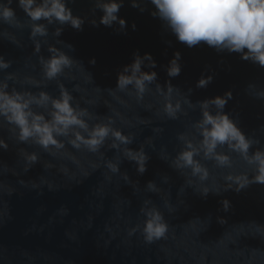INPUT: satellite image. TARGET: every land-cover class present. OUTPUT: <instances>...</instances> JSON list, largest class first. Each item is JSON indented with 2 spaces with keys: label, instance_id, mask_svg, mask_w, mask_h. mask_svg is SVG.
<instances>
[{
  "label": "water",
  "instance_id": "95a60500",
  "mask_svg": "<svg viewBox=\"0 0 264 264\" xmlns=\"http://www.w3.org/2000/svg\"><path fill=\"white\" fill-rule=\"evenodd\" d=\"M68 6L74 15L86 19L81 30L66 25L57 38L72 45L70 54L92 76L90 85L84 82L87 73H76L80 95L94 102L92 111L100 118L119 112L117 126L136 137L129 147L136 149L143 143L150 159L142 175L134 162L124 159L120 172L112 174L103 161L119 157V152L107 146L102 149V159L78 152L77 162H72L17 144L0 130L9 144L7 151L0 150V264H264V228L258 227L264 225V185L252 184L239 193L210 192L206 197L191 187L178 193L185 176L160 158L174 155L176 134L184 131L191 117L198 118L199 111L179 121L165 120L156 114L154 92L138 104L121 93L117 95L124 103L118 102L105 90L115 87L117 71L131 62L133 52L150 53L161 86L168 81L182 92L191 89L188 98L193 103L230 90L232 99L224 111L238 121L246 135L264 143V101L252 97L255 89L247 92L249 85L264 87V67L242 60L238 53H218L203 42L191 48L178 42L150 15L153 6L147 0H141L143 12L124 0L118 13L126 21L123 32L88 23L94 18L91 0H75ZM17 14L23 17L19 9ZM100 14L97 11L96 17ZM17 35L24 46L0 39V55L12 61L6 71L34 74L38 66L27 30ZM175 52L180 53L181 72L170 78L165 67ZM42 54L47 55L43 48ZM93 58L95 63L90 64ZM201 75L213 79L197 88ZM46 90L56 92L54 84ZM154 128L163 131L157 133ZM21 148L40 156L28 171L18 155ZM150 180L157 183L158 193L144 191ZM146 197L160 208L169 226L166 236L151 244L139 232L128 234V229L142 222L138 210ZM223 199L231 204L227 212L220 203ZM165 201L176 210L169 212Z\"/></svg>",
  "mask_w": 264,
  "mask_h": 264
},
{
  "label": "clouds",
  "instance_id": "9594fccd",
  "mask_svg": "<svg viewBox=\"0 0 264 264\" xmlns=\"http://www.w3.org/2000/svg\"><path fill=\"white\" fill-rule=\"evenodd\" d=\"M74 2L0 0V39L22 47V38L17 33L26 29L38 66L34 74L8 72L6 70L11 67L12 61L0 55V73H3L0 76V130L6 131L17 144L39 148L53 158L72 162H77L75 153L78 152L102 159V149L107 146L119 152V157L103 161L112 174L120 172V163L124 159L134 162L136 172L142 175L150 159L144 144L140 143L136 149L129 147L136 137L117 126V119L121 118L119 112L100 118L92 111L94 102L80 95L81 85L76 83V73H87L84 82L90 85H93L92 76L82 62L70 54L72 45L57 39L64 26L79 31L86 21L83 16L73 14L68 5ZM129 2L139 11L145 10L141 0ZM147 2L153 6L149 10L150 15L158 18L162 28L185 46L191 48L203 42L218 53H238L242 60L264 67V0ZM123 3L124 0H91L90 10L94 18L87 22L94 27L103 25L123 32L126 21L118 15ZM17 9L23 17L18 16ZM97 11L101 13L98 18ZM131 27L135 30L134 23ZM49 37L53 38L51 42ZM42 48L47 55L42 54ZM89 63L94 64L95 59H90ZM155 67L156 62L150 53L141 55L135 51L131 62L117 71L115 87L105 90L118 102L124 103L117 95L121 93L135 99L138 104L154 92L158 106L156 114L165 120L179 121L189 117L190 112L199 111V117H191L184 131L176 134L174 155L160 157L170 168L185 176V184L178 193H183L185 187H191L200 196L206 197L210 192L218 194L233 190L239 193L252 184L264 185V143L246 135L238 121L224 111L225 105L232 99L231 91L193 103L188 98L191 89L188 93L182 92L168 81L161 86L157 73L152 70ZM165 71L170 78L180 74L179 52L173 54ZM212 79V75H201L196 87L204 88ZM66 82L71 84V88ZM53 84L55 94L46 90ZM250 89H255L252 97L264 101V87L249 85L247 92ZM153 131L159 133L163 129L154 128ZM8 148L7 140L0 136V150L7 151ZM18 155L23 160L24 171L40 159L38 152L26 148L19 149ZM124 176L127 178V173ZM144 191L156 194L160 189L156 182L150 180L146 182ZM220 203L225 212L231 207L227 199ZM164 207L169 212L176 210L170 201H165ZM138 211L143 217L142 222L128 229L129 235L139 232L148 244L166 236L168 223L150 197L142 200ZM258 227L264 228V225L258 224Z\"/></svg>",
  "mask_w": 264,
  "mask_h": 264
}]
</instances>
